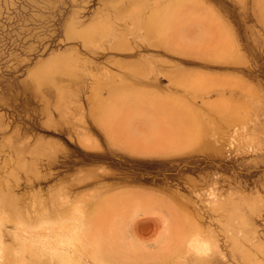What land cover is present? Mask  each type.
Here are the masks:
<instances>
[{
	"label": "rangeland",
	"instance_id": "374dc122",
	"mask_svg": "<svg viewBox=\"0 0 264 264\" xmlns=\"http://www.w3.org/2000/svg\"><path fill=\"white\" fill-rule=\"evenodd\" d=\"M199 2L0 0V264H74L79 258V264H168L161 259L174 246L168 241L177 229L173 209L189 214L203 230L197 232L202 236L194 260L179 264H199L197 258L206 259L204 264H264V111L258 114L264 110V0ZM172 7L176 10L161 42L152 44L137 27V15L161 8L166 17ZM222 26L231 28L234 39L236 53L230 59L218 58L220 45L211 43L212 30ZM89 32L97 38L87 40ZM40 71L45 77H38ZM186 78L230 82L238 96L226 92L225 97L245 102L262 121L231 143L161 152L166 121L160 106L141 96L191 97L192 90L178 83ZM69 94L73 107L64 101L65 109L62 101ZM104 103L108 107L99 121L94 109ZM246 224L258 236L243 255L239 235ZM72 248L81 252L76 255Z\"/></svg>",
	"mask_w": 264,
	"mask_h": 264
},
{
	"label": "bare ground",
	"instance_id": "6f19581e",
	"mask_svg": "<svg viewBox=\"0 0 264 264\" xmlns=\"http://www.w3.org/2000/svg\"><path fill=\"white\" fill-rule=\"evenodd\" d=\"M159 1V0H158ZM189 2V1H188ZM191 2H193V1H191ZM197 2V1H196ZM195 2V3H196ZM198 2H199V0H198ZM148 3V6H149V2H147ZM147 3H146V5H147ZM154 3V2H153ZM152 2H151V4H153ZM182 3H184V2H182ZM182 3H180V4H182ZM145 4V3H144ZM144 4H142L143 5V7H144ZM158 5H159V2L157 3ZM156 4V5H157ZM199 4H200V2H199ZM203 4H205V3H203ZM203 4H202V6H203ZM155 5V4H154ZM195 5H197V4H195ZM206 5H207V3H206ZM180 6V5H179ZM205 6V5H204ZM204 6H203V8H204ZM181 7V6H180ZM186 7V6H185ZM188 7V6H187ZM207 7H210L209 5H207ZM139 8H142V6L141 7H139ZM182 8H183V6H182ZM202 8V9H203ZM144 9V8H143ZM212 8H210V10H211ZM139 11V10H141V9H136V11ZM175 8H173L172 7V9L171 10H169V16H166V17H161V8H154V9H152L151 11H150V13L146 16V17H143V18H140L138 15H137V27L139 26V27H142V28H144V30L142 29V31H143V33H144V31H145V35H148V36H150V38L152 39H150L151 40V43L152 44H155V45H157V43H159V42H161V38L163 37V34H164V32H165V30L167 29V27H168V25H169V23H170V20H171V18H170V16L172 15V14H174V12H175ZM262 10H263V12H264V4L262 5ZM135 11V12H136ZM137 11V12H138ZM140 12V11H139ZM133 13H134V11H132V15H133ZM132 15H131V13H130V16L129 17H132ZM134 15H135V17H136V14L134 13ZM135 17L133 18V19H135ZM182 18V17H181ZM136 19H135V21H136ZM194 19V18H193ZM193 19H191V21L193 20ZM124 20V19H123ZM130 21L129 22H131V20H132V18L131 19H129ZM198 21V20H197ZM201 21V20H200ZM199 21V22H200ZM189 22H190V20H189ZM198 22V23H199ZM132 23V22H131ZM134 23V22H133ZM196 23V22H195ZM197 23V24H198ZM113 24V23H112ZM193 24V23H192ZM202 24H203V22H202ZM119 25V24H118ZM126 25V24H125ZM187 25V24H186ZM190 25V24H189ZM196 25V24H195ZM199 26H200V24H198ZM204 25V24H203ZM109 27H108V30L110 29V25H108ZM114 26V25H113ZM129 26H130V24H129ZM184 26V25H183ZM198 26V27H199ZM227 26V25H226ZM105 27V26H104ZM127 27V26H126ZM132 27H133V25H132ZM136 27V28H137ZM188 27V26H187ZM194 27V26H193ZM196 27V26H195ZM111 28H112V25H111ZM116 28V27H115ZM135 28V27H134ZM135 28V30H138V29H136ZM103 29H105V28H103ZM113 29V28H112ZM119 29H121V28H119ZM127 29V31H128V29H130V27H128V28H126ZM133 29V28H132ZM207 29V28H206ZM205 29V30H206ZM117 30V29H116ZM125 30V29H124ZM209 30V29H208ZM103 31V30H102ZM112 31V30H111ZM120 31V30H119ZM130 31H132V30H130ZM134 31V30H133ZM132 31V32H133ZM213 31V33H212V39H211V43H213V44H219L220 45V48H219V55H218V58H222V59H227V58H232L234 55H235V48H234V39H233V36H232V33H231V28L229 29V28H227V27H217V30H212ZM92 32V31H91ZM122 32V31H121ZM138 33H139V31H137ZM136 32V33H137ZM90 33V32H89ZM97 33H99V34H101L100 32H97ZM103 33V32H102ZM137 33V34H138ZM206 33V32H205ZM91 34V36L89 35V37H85L87 40L90 38V37H92L93 39L94 38H97V37H93V33H90ZM96 34V33H95ZM105 34H106V36H107V32L105 33L104 32V36H105ZM108 34H110V33H108ZM119 34H121V33H119ZM125 34V33H124ZM127 34V33H126ZM125 34V35H126ZM114 35V37H117V36H115V34H113ZM117 35V34H116ZM124 35V36H125ZM130 35V34H129ZM131 35H133L134 36V34H132L131 33ZM145 35H144V37H145ZM101 36H102V34H101ZM106 36H105V38H103V39H106ZM119 36V35H118ZM127 36V35H126ZM138 36H141V35H138ZM142 36H143V34H142ZM142 36L140 37V39L142 38ZM99 38H101L100 36H98ZM120 37V36H119ZM122 37V36H121ZM130 37V36H129ZM135 38H136V36H134ZM143 37V38H144ZM208 37V36H207ZM98 38V39H99ZM113 38V37H112ZM125 38V37H124ZM142 38V39H143ZM103 39H100V40H103ZM108 39V38H107ZM110 39H111V37H110ZM109 39V40H110ZM121 39V38H120ZM119 39V40H120ZM129 39V38H128ZM141 39V40H142ZM84 41H85V39H83ZM86 40V41H87ZM95 40V39H94ZM113 40V39H112ZM123 40V39H122ZM127 40V39H126ZM99 41V40H98ZM105 41H108V40H105ZM137 41V40H136ZM149 41V40H148ZM99 42H101V41H99ZM117 42H118V40H117ZM116 42V43H117ZM147 42V41H146ZM88 43V42H87ZM94 43V42H93ZM120 43H121V41H120ZM124 43H125V40H124ZM127 43V42H126ZM236 43V42H235ZM89 44H90V42H89ZM92 44V43H91ZM90 44V45H91ZM122 44V43H121ZM90 45H88V46H90ZM102 45V44H101ZM100 45V46H101ZM110 45H112L111 43H110ZM116 45V44H115ZM115 45H113V46H115ZM126 44H124V46H125ZM151 45V44H150ZM144 46V45H143ZM91 47V46H90ZM94 49L97 47V46H92ZM108 47H109V45H108ZM111 48L110 49H112V46H110ZM148 47V46H147ZM105 48H107V47H105ZM105 48H102V49H105ZM115 48V47H114ZM121 48H123L124 49V47H121ZM158 48V47H157ZM97 49H100V48H98L97 47ZM119 49V48H118ZM129 49V48H128ZM91 50H93V49H91ZM96 50V49H95ZM102 51V50H101ZM125 52V51H124ZM236 59V58H235ZM146 61V60H145ZM149 61V63H150V60L149 59H147V62ZM147 62H146V64H147ZM108 63V62H107ZM152 64V63H151ZM94 65V64H93ZM89 67H90V65H89ZM147 67H148V65H147ZM154 67V66H153ZM41 69V68H40ZM82 69L80 68V70L78 69L77 71H81ZM86 70H88V68L86 69ZM105 70V69H104ZM151 71V69H148V74L150 73V71ZM159 70V69H158ZM88 71H90V70H88ZM87 71V72H88ZM108 71V70H107ZM48 72H51L49 69H48ZM104 72H106V70L104 71ZM159 72V71H158ZM42 73H44L43 71H40V75H39V72H38V77H40L41 76V74ZM73 73H75L76 74V72H73ZM82 73H83V71H82ZM107 73V72H106ZM144 73V72H143ZM45 74L47 75L48 73H46L45 72ZM84 74H87V73H84ZM91 75H92V73H90ZM105 74V73H104ZM109 74V73H108ZM147 74V75H148ZM151 74V73H150ZM49 75V77L50 76H53V74L51 73V74H48ZM47 75V76H48ZM89 75V74H88ZM90 75V76H91ZM107 75V74H106ZM105 75V77H107ZM117 75H118V73H117ZM35 76H36V73H35ZM87 76V75H86ZM146 76V75H145ZM152 76V75H151ZM155 76V75H154ZM41 77H45L44 76V74L41 76ZM79 77V76H78ZM117 77V76H116ZM142 77H143V74H142ZM147 77H149V78H151L149 75L147 76ZM153 77V76H152ZM36 78H37V76H36ZM35 78V79H36ZM91 78H92V76H91ZM98 78V77H97ZM158 78V77H157ZM156 78V79H157ZM178 78V77H177ZM177 78H175L174 80H172V81H175L176 80V82H177ZM152 79V78H151ZM155 79V78H154ZM40 80V79H39ZM39 80H37L36 79V81L38 82ZM118 80V79H117ZM121 80V79H120ZM119 80V81H120ZM208 82V81H207ZM39 83H40V81H39ZM172 83H175V82H172ZM178 83L181 85V86H183V87H185V88H189L190 90H192V93H193V95L191 96V97H187V95H184L183 93L182 94H180V95H175V94H168V95H163V96H161L160 98H153V97H151V96H147V95H144V96H141L142 98H141V100H143V101H146V102H148V103H150V104H153V105H158V106H160V108H161V117H162V120H165L166 122L164 123V125L163 126H161V152H163V153H167L168 151L170 152L171 150H180L181 151V149H184V148H186V147H189V146H192V145H194V144H196V143H202V144H209V143H218V145H223L224 144V142L227 140V139H230L229 140V142L231 143V141L232 140H234V139H236L237 138V136H239L240 134L242 135V134H244L245 135V133H250V129H253L256 125H258L259 123H258V121H262V120H260V119H258V117H257V114H255V113H252L251 111H250V106H248V109H247V107H245L244 106V103L241 101V100H229L230 98H228V97H225V93L226 94H228V92H232L233 91V85L230 83V82H224V81H219V82H214L213 81V83L211 82H208V83H205L202 79H200V78H193V79H191V78H186V79H179V81H178ZM178 83H176V84H178ZM232 83H234V82H232ZM156 84V83H155ZM237 84V83H236ZM239 85H241L240 83H239ZM235 86V85H234ZM240 87H242V86H240ZM243 89V88H242ZM174 90H175V88H174ZM133 92H135L134 90H132ZM243 91H245L244 89H243ZM184 92H185V90H184ZM240 92V91H239ZM73 92H70V94H72ZM76 93V95H78L77 94V91L75 92ZM211 93H215L216 95H219V98H217V99H214V100H210L211 99V97H210V95H211ZM233 93V92H232ZM231 93V94H232ZM242 93V92H241ZM70 94L69 95H67V97H65L66 98V100L63 98V107L65 108V103H64V101H67L68 102V100H69V102H70ZM231 94H229V95H231ZM133 95H135V93H133ZM245 95V94H244ZM247 95V94H246ZM245 95V96H246ZM252 95V94H251ZM256 95V94H255ZM69 96V97H68ZM80 96V95H79ZM126 96V95H125ZM137 96H138V94H137ZM213 96V95H212ZM235 96H238V95H236L235 94ZM233 94H232V97H235ZM245 96H244V98H245ZM139 97V96H138ZM159 97V96H158ZM249 97V96H248ZM252 97H253V95H252ZM67 98H68V100H67ZM134 98H136V97H134ZM197 98V99H196ZM210 98V99H209ZM254 98V97H253ZM138 99V98H137ZM249 98H246V100L247 101H249L248 100ZM261 99H263V98H261ZM80 100V99H79ZM79 100H78V102H79ZM198 100L200 101V103H198ZM254 99H252V101H253ZM73 101V103H74V100H72ZM76 101V100H75ZM118 101H119V99H118ZM68 102V103H69ZM261 102V101H260ZM67 103V104H68ZM83 103V102H82ZM195 103V104H194ZM263 103V102H262ZM261 103V105L263 106V104ZM70 104V103H69ZM68 104V105H69ZM72 104V103H71ZM71 104L69 105V106H71ZM197 104V105H196ZM205 104H207L208 105V107L206 108V109H203L202 107L205 105ZM73 105V104H72ZM100 105H103V106H97L96 107V109H94V112L96 113L94 116H95V118L96 119H98L99 121H102L103 119H104V111H105V109L108 107V105L107 104H100ZM246 105V104H245ZM257 105V104H256ZM71 107H73V106H71ZM70 107V108H71ZM76 107V106H75ZM77 107H81V106H77ZM76 107V108H77ZM255 107V105L253 106V108ZM66 108H67V105H66ZM65 108V109H66ZM76 108H74V109H76ZM259 108V107H258ZM78 109V108H77ZM255 109H256V107H255ZM72 111H73V109H71ZM254 110V109H253ZM252 110V111H253ZM257 111H258V109H256ZM260 110V109H259ZM262 110V111H261ZM259 112H261V113H259L258 112V114H262L263 113V109H261ZM69 111H67V113H68ZM103 112V113H102ZM254 112V111H253ZM65 113H66V111H65ZM263 116H264V114H262ZM262 115H259L260 117H262ZM139 116H141V115H139ZM259 117V118H260ZM146 118V117H145ZM264 118V117H263ZM262 118V119H263ZM133 120V119H132ZM144 120V119H143ZM149 123V122H148ZM258 123V124H257ZM264 123V122H263ZM263 123H261V124H263ZM150 124V123H149ZM151 125V124H150ZM90 126V125H89ZM132 126H134V125H132ZM136 126V125H135ZM147 127L149 126V125H146ZM263 126V125H262ZM139 127V126H138ZM142 127V126H141ZM147 127H144V128H146V129H148ZM134 129L136 128V127H133ZM133 128H132V130H133ZM143 128V132H147V131H149V132H151L152 130H151V128H149V130H145ZM138 129V128H137ZM137 129H135L136 131H138V132H140V131H142V128H141V130L139 131V130H137ZM134 130V131H135ZM85 131V130H84ZM248 131V132H247ZM254 132H255V130H254ZM256 133V132H255ZM138 134V133H137ZM246 134V135H247ZM251 134V133H250ZM249 134V135H250ZM257 134V133H256ZM260 134V132L258 133V135ZM262 134V133H261ZM264 134V133H263ZM248 135V136H249ZM253 136V135H252ZM244 137V136H243ZM250 137V136H249ZM254 137H255V135H254ZM257 137V136H256ZM258 138H259V136H258ZM241 139V138H240ZM251 139H252V137H251ZM250 138H249V141L251 140ZM254 140V139H253ZM131 141V140H130ZM260 142V141H259ZM152 143H154V142H152ZM249 143V142H248ZM255 144V143H254ZM251 145H253L252 144V140H251ZM256 145H257V143H256ZM230 146H232V144L230 145ZM136 149H138V148H136ZM245 149V148H244ZM252 149V148H251ZM254 149V148H253ZM247 150V149H246ZM187 151V150H186ZM203 151V150H202ZM189 152V151H188ZM192 152V151H191ZM194 152V151H193ZM197 152V151H196ZM180 154V153H179ZM175 155V154H174ZM229 201H230V199H229ZM234 202V201H233ZM61 202H59V204H60ZM181 206V205H180ZM246 206V205H245ZM240 207H241V205H240ZM174 210V209H173ZM171 211V215H172V217H173V220L175 221V223H176V227H177V229H176V231H175V235H171V236H169V239H168V241H172V243L170 244V245H172L173 243H174V246L169 250V251H167L168 253H167V258L165 259L164 257V259L162 258L161 260H164L166 263H168V264H179V263H189L190 261H189V259L190 258H192V256H194L193 254L196 252V249L198 248L197 247V245H198V240H200V235L201 234H199V233H197L198 232V229H200V228H198V226H196V224L195 223H193V219L191 220V218L190 217H188V215L187 214H181V212L178 214V213H175V211ZM47 210H45V212H46ZM59 210H57V212H58ZM67 211V210H66ZM65 211V212H66ZM69 211V210H68ZM178 211H180V210H178ZM233 211V210H232ZM43 212V211H42ZM44 212V213H45ZM193 212V211H192ZM49 213V212H48ZM67 213V212H66ZM194 213V212H193ZM29 214V216H30V213H28ZM27 214V215H28ZM37 214L38 213H36V216H37ZM39 214H40V212H39ZM51 214V213H50ZM59 214V213H58ZM63 214V213H62ZM68 214V213H67ZM69 214H70V212H69ZM46 215V214H45ZM57 215V214H56ZM74 215V214H73ZM79 215H80V217H81V214L79 213ZM235 215V214H234ZM242 215V214H241ZM19 216V215H18ZM17 216V217H18ZM42 216H44V215H42ZM59 216V215H58ZM64 216H66V215H64ZM68 216V215H67ZM190 216H191V214H190ZM20 217V216H19ZM75 217H77L76 215H75ZM79 217V216H78ZM80 217H79V219H80ZM83 217V216H82ZM242 217V216H241ZM21 218H23V217H21ZM39 218V217H38ZM45 218V217H44ZM63 218V216L61 217V219ZM73 218H74V216H73ZM233 218V217H232ZM15 219V218H14ZM50 220H52V218H49ZM57 219V218H56ZM236 219V218H235ZM16 220L17 219H15V222H16ZM37 221H38V219H36ZM42 220V219H41ZM45 220H47V219H45ZM58 220H59V218H58ZM81 220V222H82V219H80ZM80 220L78 221L79 222V224L80 225H83V226H81V227H85L84 225H86V224H83V222H82V224L80 223ZM162 221H163V218L161 219ZM247 220V219H246ZM11 221V220H10ZM35 221V220H34ZM40 221V220H39ZM48 221V220H47ZM29 222H31V221H29ZM43 222V221H42ZM42 222H40L39 224L41 225V223ZM56 222H57V220H56ZM62 222V221H61ZM11 223V222H10ZM60 223V222H59ZM67 223V222H66ZM232 223V222H231ZM244 223V222H243ZM33 224H34V222H33ZM62 224V223H61ZM56 225V224H55ZM79 225V226H80ZM234 225H236V224H234ZM31 226V225H30ZM39 226V225H38ZM73 226V225H72ZM77 226H78V224H77ZM79 226H78V228H79ZM89 226V225H88ZM6 227H8V226H6ZM74 227V226H73ZM80 227V229H83V228H81ZM232 227H233V225H232ZM238 227V226H237ZM31 228V227H30ZM54 228H56V227H54ZM36 229V228H35ZM86 229V228H85ZM232 229V228H231ZM49 230H51L50 228H49ZM60 230V229H59ZM84 230V229H83ZM201 230V229H200ZM229 230V229H228ZM239 230V229H238ZM36 231V230H35ZM34 231V232H35ZM72 231V230H71ZM79 231V230H78ZM206 231V230H205ZM204 231V232H205ZM241 231V234L239 235L240 236V238H243V241H241L239 244H240V246L243 248V251H244V253H243V255H248V251H247V249H252V245L255 243V241H257V239H256V237L258 236L257 234H256V231L254 230V229H252L251 227H249V225L248 224H246V225H244L243 226V228L240 230ZM9 232V231H8ZM18 232V231H17ZM24 232H26V231H24ZM81 232V231H80ZM83 232H86V230L85 231H83ZM200 232H203V230H201ZM27 233V232H26ZM9 234H10V232H9ZM34 234V233H33ZM37 234H39V233H37ZM49 234H51V233H49ZM82 234H84V233H82ZM19 235V234H18ZM47 235H48V233H47ZM45 236V237H48V236ZM70 235V234H69ZM79 235H81V234H79ZM87 236H88V233L86 234ZM94 234H92V236H93ZM39 236V235H38ZM44 236V235H43ZM42 236V237H43ZM90 236V235H89ZM95 236V235H94ZM202 236V235H201ZM7 237H8V235H7ZM13 237H15V236H13ZM34 237V236H33ZM23 238V237H22ZM22 238H20L19 240H17V241H19V243H20V246H21V243H22ZM44 238V237H43ZM49 238V237H48ZM86 238V237H85ZM89 238V237H88ZM17 239V238H16ZM22 239V240H21ZM36 239H37V237H36ZM36 239H34L33 238V241L34 240H36ZM45 239V238H44ZM78 239V238H77ZM94 240L93 241H95V238H93ZM97 239H99V238H97ZM21 240V241H20ZM40 240H41V238H40ZM48 240V239H47ZM72 240H74V239H72ZM76 240V239H75ZM79 240V239H78ZM87 240V239H86ZM247 240V241H246ZM42 241V240H41ZM23 242H24V240H23ZM35 242H37V241H35ZM43 242V241H42ZM68 242L69 241H67V244H68ZM88 242H89V240H88ZM97 242H100V241H97ZM245 242H248L247 244H245ZM25 243V242H24ZM23 243V244H24ZM39 243V242H38ZM41 243V242H40ZM45 243V242H44ZM52 243V242H51ZM73 243H75L74 241H73ZM201 243V242H200ZM36 244V243H35ZM90 244V243H89ZM92 244V243H91ZM90 244V245H91ZM203 243H201V245H202ZM34 245V244H33ZM44 244H42V246H43ZM47 245V244H46ZM75 245H77V244H75ZM85 245H88V243L87 244H85ZM169 245V246H170ZM200 245V244H199ZM198 245V246H199ZM216 246H217V244H215ZM237 245V244H236ZM247 245V246H246ZM7 246H8V244H7ZM18 246V244L16 245V247ZM23 246V245H22ZM25 246V245H24ZM29 246H30V244H29ZM66 246V245H65ZM64 246V247H65ZM69 246H71V245H69ZM77 246H79V245H77ZM77 246H76V248H77ZM80 246H81V244H80ZM94 246L95 245H91V247H92V249H94L95 250V248H94ZM205 246H207L206 244H205ZM216 246H214V247H216ZM9 247V246H8ZM30 247H32V245L30 246ZM35 247H37V246H35ZM40 247V246H39ZM39 247H37V248H39ZM55 247V246H54ZM67 247V246H66ZM87 247V246H86ZM200 247V246H199ZM207 247H209V246H207ZM214 247H213V249H214ZM247 247H249V248H247ZM25 248V250L27 249V251H28V248H26V247H24ZM41 248V247H40ZM88 248V247H87ZM245 248H247V249H245ZM33 249V251L35 250L34 248H32ZM44 249V248H43ZM51 249V248H50ZM56 249H59V247L58 248H55V250ZM65 249V248H64ZM64 249H59L58 251H60V250H63L64 252H66ZM73 249V252L76 250V255H77V253H79V252H81V250L79 251V249L77 250V249H74V248H72ZM212 249V250H213ZM9 250V249H8ZM37 250V249H36ZM54 250V249H53ZM52 250V251H53ZM68 250V249H67ZM197 250H199V249H197ZM200 250H202L201 248H200ZM208 250V249H207ZM211 250V251H212ZM29 251H32V250H29ZM28 251V252H29ZM48 251V250H47ZM46 251V252H47ZM51 251V252H52ZM57 251V250H56ZM62 251V252H63ZM79 251V252H78ZM85 251V250H84ZM93 251V250H92ZM91 251V252H92ZM97 251L98 252H100V253H102V250H99V249H97ZM103 251H105V250H103ZM203 251H204V249H203ZM234 251V250H233ZM240 251V250H239ZM15 252V251H14ZM37 252V251H36ZM41 252V251H40ZM48 252H50V251H48ZM48 252H47V254H48ZM50 252V253H51ZM54 252V251H53ZM63 252V253H64ZM68 252H69V250H68ZM83 252V251H82ZM95 252V251H94ZM200 252L201 251H197V254H200ZM204 252H206V250L204 251ZM204 252H202V253H204ZM10 253V252H9ZM22 253V252H21ZM25 253L26 252H24V255H25ZM50 253H49V255H50ZM67 253V252H66ZM65 253V254H66ZM202 253H201V257H203V256H207V254L205 255V254H203V256H202ZM216 253V252H215ZM29 254V253H28ZM34 254V253H33ZM41 254V253H40ZM58 255L59 253H55V255ZM62 253L60 252V255H61ZM74 254V255H75ZM81 254H83V253H81ZM93 254V253H92ZM9 255V254H8ZM16 255V254H15ZM30 255V254H29ZM32 255V254H31ZM30 255V257H33V255L31 256ZM45 256H47L46 254H44ZM43 255V256H44ZM69 255V254H68ZM79 255V254H78ZM1 256V255H0ZM34 256H37V254L36 255H34ZM39 256V255H38ZM41 256V255H40ZM42 256V257H43ZM63 256V255H62ZM62 256H59L60 258H63L64 259V257H62ZM70 256H73V254L72 255H70ZM81 255H79V256H77L78 258L80 257ZM86 256H88L87 254H86ZM90 256H93V255H90ZM94 256H95V253H94ZM168 256H171V257H169L168 258ZM10 257V256H9ZM8 257V258H9ZM16 257V256H15ZM18 257V256H17ZM25 257H27V256H25ZM29 257V258H30ZM42 257L40 258V260L42 259ZM52 258L51 259H53V255L51 256ZM76 257V256H75ZM82 257V256H81ZM98 257V256H97ZM208 257H211L210 255H208ZM5 258H6V256H5ZM49 258V257H48ZM47 258V259H48ZM89 258H92V257H89ZM243 258H245L244 256H243ZM248 258V257H247ZM1 259V258H0ZM4 259V258H3ZM7 259V258H6ZM18 259V260H17ZM16 260H17V263H18V261H19V258H17ZM20 259H22V257H21V255H20ZM28 259V258H27ZM33 259V258H32ZM44 259V258H43ZM50 259V260H51ZM57 259V258H56ZM70 259V258H69ZM69 259H67V260H69ZM72 259L73 258H71L70 260H69V262L70 261H72ZM77 259V258H76ZM87 259V258H86ZM95 259V258H94ZM193 259V258H192ZM198 260H199V264H204L205 263V261H206V259L204 260V259H202V258H197ZM10 260V259H9ZM24 260H26V259H24ZM60 260H62V259H60ZM67 260H66V263H67ZM74 260V259H73ZM194 260V259H193ZM12 261V260H11ZM27 261V260H26ZM30 261H31V259H30ZM34 261V260H33ZM41 261H43V260H41ZM41 261H39V262H41ZM45 261H46V259H45ZM51 261H53V260H51ZM65 261V260H64ZM64 261H62V262H64ZM76 260H74V261H72V263H74V264H79V262L78 261H80V258H79V260H77V262H75ZM91 261H93V258H92V260ZM95 261V263L97 262L96 260H94ZM100 261V260H99ZM47 262H48V260H47ZM88 262V261H87ZM162 262V261H161ZM208 262V261H207ZM206 262V263H207ZM5 263V262H4ZM12 263V262H11ZM24 263L26 264V262L24 261ZM31 263H32V261H31ZM51 263V262H50ZM53 263V262H52ZM51 263V264H52ZM61 263V262H60ZM80 263H81V261H80ZM23 264V263H22ZM38 264H40V263H38ZM53 264H55V262L53 263ZM57 264H58V262H57ZM68 264V263H67ZM69 264H71V262L69 263ZM94 264V263H93ZM97 264V263H96ZM99 264V263H98Z\"/></svg>",
	"mask_w": 264,
	"mask_h": 264
}]
</instances>
